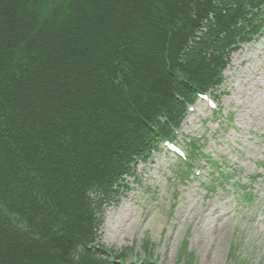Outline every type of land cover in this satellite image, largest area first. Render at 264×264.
Masks as SVG:
<instances>
[{
    "label": "trees",
    "instance_id": "trees-1",
    "mask_svg": "<svg viewBox=\"0 0 264 264\" xmlns=\"http://www.w3.org/2000/svg\"><path fill=\"white\" fill-rule=\"evenodd\" d=\"M263 31L264 0H0V264H124L103 205Z\"/></svg>",
    "mask_w": 264,
    "mask_h": 264
},
{
    "label": "rangeland",
    "instance_id": "rangeland-1",
    "mask_svg": "<svg viewBox=\"0 0 264 264\" xmlns=\"http://www.w3.org/2000/svg\"><path fill=\"white\" fill-rule=\"evenodd\" d=\"M262 34L231 53L223 91L208 93L215 105L189 103L172 141L191 165L162 142L103 205L98 243L119 262L264 264Z\"/></svg>",
    "mask_w": 264,
    "mask_h": 264
},
{
    "label": "clouds",
    "instance_id": "clouds-1",
    "mask_svg": "<svg viewBox=\"0 0 264 264\" xmlns=\"http://www.w3.org/2000/svg\"><path fill=\"white\" fill-rule=\"evenodd\" d=\"M263 32H264V31H263ZM262 36H263V34H262ZM262 36H261V37H262ZM259 38H260V37H259ZM255 40H256V39H255ZM244 44H246V43H244ZM244 44H242V48L244 47V46H243ZM240 50H241V49H240ZM238 51H239V50H238ZM236 52H237V51H236ZM230 57H231V56H230ZM231 58H232V57H231ZM231 58H230V62H231ZM230 62H229V64H230ZM227 67H228V66H227ZM226 70H227V69H226ZM224 72H225V71H223V78H224ZM225 82H226V79H225ZM224 86H225V83H224ZM224 86H223V87H224ZM222 91H223V89H222ZM222 91H221V92H222ZM201 95L206 96V99H207V100H208V99H209V100H212V99H213V98H210V97L208 96V94H205V93H201V94H200V97H199V95H198V97H197L196 99H201V98H203V97H201ZM196 99H195L194 101H196ZM204 99H205V98H204ZM194 101H193V102H194ZM209 105H210V104H209ZM189 106H190V105L188 104V110H189ZM210 106H211V105H210ZM211 107H212V106H211ZM191 109H192V108H191ZM188 110H187V111H188ZM187 111H186V112H187ZM186 114H187V113H186ZM186 116H187V115H186ZM185 119H186V117H185ZM185 119H184L183 123L185 122ZM184 124H185V123H184ZM184 124H183V125H184ZM182 127H183V126H182ZM182 127H181V128H182ZM179 131H180V130H179ZM155 153H156V152H155ZM155 153H154V154H155ZM179 157H180V156H179ZM181 158H183V157L181 156ZM150 160H151V159H150ZM150 160H149V161H150ZM149 161H148V162H149ZM148 162H147V163H148ZM141 163H143V162H141ZM143 164H146V163H143ZM117 197H118V196H117ZM103 219H104V218H103ZM104 220H105V219H104ZM104 220H103V222L105 223ZM146 260H147V263H148V264H151L150 262H152L153 264H157V262H155L152 258H148V259H146ZM146 260H145L144 262H141V264H147V263H145ZM134 263H135V262H134Z\"/></svg>",
    "mask_w": 264,
    "mask_h": 264
}]
</instances>
